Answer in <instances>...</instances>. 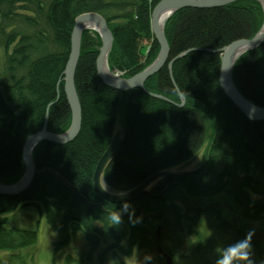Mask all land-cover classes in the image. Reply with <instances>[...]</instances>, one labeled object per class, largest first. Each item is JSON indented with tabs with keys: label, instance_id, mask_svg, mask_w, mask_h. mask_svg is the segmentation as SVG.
<instances>
[{
	"label": "trees",
	"instance_id": "1",
	"mask_svg": "<svg viewBox=\"0 0 264 264\" xmlns=\"http://www.w3.org/2000/svg\"><path fill=\"white\" fill-rule=\"evenodd\" d=\"M154 4L148 0H0V48L6 50L0 72L1 183L21 179L23 146L30 135L45 124L54 134L70 127L64 84L58 87V81L70 54L75 17L88 11L104 15L114 36L108 64L129 78L158 56L149 31ZM263 22L264 11L257 0L188 7L173 14L165 26L171 45L169 61L145 83L173 104L140 88L122 92L104 84L96 68L101 38L95 31H84L75 73L83 110L80 132L67 144L41 142L33 150V159L37 170L44 160L45 166L77 187L85 200L59 178L42 173L26 191L0 196V215L36 207L58 234L55 251L69 245L77 233L85 235L88 263L97 257L102 264L109 253L116 259L129 258L143 249L150 259L141 264H167L157 252L161 247L170 264H224V258L228 264H264L261 242L224 216L215 203L204 204L226 193L241 219H264V121L249 120L224 94L219 83L220 55L213 53L252 38ZM15 38L19 43L9 54L8 45ZM187 50L191 51L174 62L172 78L169 62ZM233 73L239 90L264 107V44L244 53ZM171 78L187 99L182 108L175 105L180 97ZM58 94L60 99L53 103ZM115 96L122 103L125 132L103 176L115 192L136 188L152 175L187 161L205 140L204 118L211 122L215 135L208 161L193 171L160 178L144 197L128 203L129 211L121 212L118 227L109 226L106 216L109 209H120L122 204L101 198L93 184L97 163L114 135ZM97 221L101 227L94 225ZM8 223V218L0 221V250L11 254L0 259V264H29L16 252L37 242V229L9 228ZM119 264L128 262L121 259Z\"/></svg>",
	"mask_w": 264,
	"mask_h": 264
},
{
	"label": "water",
	"instance_id": "2",
	"mask_svg": "<svg viewBox=\"0 0 264 264\" xmlns=\"http://www.w3.org/2000/svg\"><path fill=\"white\" fill-rule=\"evenodd\" d=\"M237 1L240 0H165L159 4L156 9H154L152 14V29L154 30V33L160 42V53L148 68L129 78L117 77L118 75H113V73L107 69L106 64H108V54L113 46L114 41V36L112 30L108 26L107 20L92 12L81 14L76 19V23L73 28L70 55L63 72L64 91L72 108L73 118L71 126L66 132L62 134H54L47 131V126L45 124L41 131L30 135L26 139L23 149V159L25 164L24 176L17 183L12 185L3 184L0 182V194L4 196L17 195L29 188L36 172L32 153L34 148L39 143L43 141H49L57 144H64L75 139L80 132L82 125V113L80 100L75 85V72L80 58L82 31L85 29L84 23L94 22L99 28L97 31L101 38V48L96 65L97 73L100 79L111 88L126 92L135 88L144 89L147 79L158 72L168 60L169 48L167 45V39L165 38V24L162 25L159 22V17L161 14H164V11L169 10L167 11L170 12V15L168 16L169 18L176 10L180 8L221 7L235 3ZM258 1L262 3V0ZM262 44H264V24L253 38L240 39L231 43L229 46H225L220 49V51L223 53L220 69L221 87L227 96L252 121H264V107L255 104L253 101H250L243 96V94L235 85L232 74L233 67L237 59H239L245 52L255 49ZM121 144L122 136L116 134L104 152L103 156L100 158L94 173V187L97 192L105 200L116 204L129 203L135 201L136 199L142 198L148 193V188L152 184L153 180H155L158 176L165 174L164 172H160L156 176L145 181L140 186L125 193H118L111 190L103 183V172L111 159L119 150ZM157 250L162 254V256H166V253L163 252L161 247H158ZM167 264H170L169 259H167Z\"/></svg>",
	"mask_w": 264,
	"mask_h": 264
},
{
	"label": "rangeland",
	"instance_id": "3",
	"mask_svg": "<svg viewBox=\"0 0 264 264\" xmlns=\"http://www.w3.org/2000/svg\"><path fill=\"white\" fill-rule=\"evenodd\" d=\"M13 49L14 46L11 45L10 48H8V52L10 53ZM5 53L6 50L4 48H0V72H2L4 69ZM111 71L113 72V74L118 73L114 70ZM117 117L118 118H116L117 121L115 122L113 137L116 134L123 137L125 132V123H124V116L120 108L118 109ZM207 127L209 129V126ZM208 129H206V133H205V138L207 139V143H205L204 144L205 146L202 148V150L197 153L195 159L177 168H174L172 171L179 172V171L194 170L203 162L202 161L203 157L206 155V151H207L208 138L212 139V134H213V131ZM151 186L152 184L149 186L148 191L150 190ZM210 202L215 203L217 207L221 209L224 216L228 217L230 220L237 221L238 224L242 227V229L249 237L254 238L257 241H260L264 249V219L256 220V221L241 219L239 216L240 215L239 210H237V207L235 206L233 199L226 193H220L217 196L213 197L212 199H208L204 201V204ZM1 216H4V214H1ZM6 217L9 218L8 219L9 223L7 224V227L9 228L21 227L27 229H37L38 232L37 242L33 246L18 250L16 252L18 256L23 257L29 264H99L97 262V257L93 258L92 263L87 262L88 260L86 259V256L84 254L86 251V238L85 235L81 232L77 233L72 237L69 245H67L66 247L62 248L59 251H55V243L58 241V234L46 222L44 212L39 211L38 209H36V207L30 206L26 208H19L16 211L6 215ZM37 222H39L38 226H37ZM94 225L97 227H101L102 224L101 222L97 221L94 222ZM189 240H192V238H189ZM186 241L188 243V240ZM157 252L160 255H162L158 250ZM10 254L11 253L8 251L0 250V259H5ZM68 256L71 257V259L67 263L66 260L68 259ZM132 258L136 259L137 264H141V262L144 261L146 258V252L143 249L135 250L131 257L129 258L119 257L118 259H116L111 253H109L108 255L105 256L104 263L102 264H119L121 259H123L126 262H129Z\"/></svg>",
	"mask_w": 264,
	"mask_h": 264
},
{
	"label": "bare ground",
	"instance_id": "4",
	"mask_svg": "<svg viewBox=\"0 0 264 264\" xmlns=\"http://www.w3.org/2000/svg\"><path fill=\"white\" fill-rule=\"evenodd\" d=\"M165 0H148V2H149V5H151L153 2L155 3L154 5H153V8L151 7V13L153 14V11H154V9H156V7L159 5V4H161L162 2H164ZM258 1V0H257ZM259 2V1H258ZM261 3V2H260ZM262 3H263V5H262ZM262 3H261V5H262V8H263V11H264V0H262ZM181 9H184V8H180V9H178V10H176L173 14H175L177 11H179V10H181ZM167 11H169V10H167ZM167 11H164V14H161V16L159 17V22L162 24V25H164L165 24V26H166V24H167V22L169 21V19L173 16H170L169 18H168V16L170 15V12H167ZM89 12H92V13H96L97 15H100L101 17H103V18H105L104 17V15L103 14H101L99 11H88V12H84V13H89ZM84 13H81V14H84ZM81 14H78L76 17H75V23H76V19L81 15ZM152 14H151V29L149 30V31H151L152 32V36H153V41H155L156 43H157V46H158V48H159V51H158V55H159V53H160V50H161V45H160V42H159V40L157 39V37H156V35H155V33H154V30L152 29ZM168 18V20L166 21V19ZM106 19V18H105ZM107 20V19H106ZM166 22V23H165ZM75 23H74V26H75ZM107 23L109 24V22H108V20H107ZM74 26H73V28H74ZM84 27H85V29H83V31H82V34H83V32L84 31H86V30H90V31H96V32H98L97 30H99V28H98V26L94 23V22H90V23H84ZM111 29V28H110ZM8 30H10V29H8ZM7 31V30H6ZM72 32H73V29H72ZM136 33L137 34H144V32L143 31H141V30H137L136 31ZM255 36V35H254ZM253 36V37H254ZM252 37V38H253ZM70 38H71V40H72V33H71V36H70ZM165 38L167 39V45H168V48H169V52H168V60H167V62L169 61V57H170V52H171V45H170V42H169V40H168V38L166 37V34H165ZM248 39H251V38H248ZM81 40H82V37H81ZM235 42V41H234ZM19 43V38H15L14 40H13V42L10 44V45H8V48H10V46L11 45H13L14 47L17 45ZM233 43V42H232ZM231 44V43H230ZM230 44H228L227 46H229ZM147 49V52H148V50H150V47L149 48H146ZM222 49V48H221ZM14 50V49H13ZM13 50L9 53V54H11L12 52H13ZM70 50H71V47H70ZM111 50H112V48H111ZM111 50H110V52H111ZM189 51H191V50H187V51H185V52H182V53H180L179 55H177L176 57H174L173 58V60H171L170 62H169V65H168V67H169V70H170V73H171V77L173 78V71H172V66H173V64H174V62L176 61V60H178V59H180V58H182V57H184ZM211 51H213V50H211ZM110 52H109V54H110ZM213 53H217L218 55H220L219 57H220V59H222V56H223V53L220 51V49H218V50H214V52ZM109 54H108V56H109ZM70 55V54H69ZM158 57V56H157ZM156 57V58H157ZM69 58V57H68ZM238 60V59H237ZM79 62V61H78ZM166 62V63H167ZM237 62V61H236ZM107 63H108V59H107ZM153 63V62H152ZM151 63V64H152ZM165 63V64H166ZM142 64L143 65H145L146 63L144 62V60L142 61ZM150 64V65H151ZM150 65H147L146 67H144L143 68V70L144 69H146V68H148ZM106 66H107V69H109V71L111 72V73H113L112 71H111V68H110V66H109V64H106ZM235 66V65H234ZM66 67V66H65ZM164 66H162L161 68H160V70L158 71V72H156L155 74H153L152 76H155V75H157L160 71H161V69L163 68ZM96 68H97V65H96ZM140 67H137V69H139ZM65 69V68H64ZM220 69H221V62H220ZM77 70V69H76ZM143 70H141V71H143ZM114 71H116V72H118V73H116V74H113V75H116L117 76V74H120V73H122L121 71H118V70H114ZM141 71H139L138 73H140ZM220 71V70H219ZM233 71H234V67H233ZM64 72V71H63ZM76 73V72H75ZM138 73H136V74H138ZM135 74V75H136ZM233 75V80H234V82H235V85L237 86V83H236V81H235V79H234V73L232 74ZM151 76V77H152ZM117 77H121L120 75H118ZM122 78V77H121ZM171 78V79H172ZM149 79V78H148ZM147 79V80H148ZM172 81H173V84L175 85V91L179 94V97H180V103L179 104H175V105H177L178 107H184L186 104H187V99H186V97L182 94V92H181V90H180V87L175 83V80L174 79H172ZM61 82H63V84H64V76H63V73H62V76H61V78H60V80L58 81V87H59V85H60V83ZM219 83H220V72H219ZM105 84V83H104ZM107 85V84H106ZM108 86V85H107ZM220 86H221V84H220ZM110 87V86H109ZM153 88H154V84H153ZM152 88V89H153ZM222 88V87H221ZM237 88H238V86H237ZM58 89V88H57ZM140 89H142V88H140ZM239 89V88H238ZM134 90V89H133ZM223 90V89H222ZM143 91L146 93V94H148L149 96H151V97H153V98H155V99H160V100H163V101H166V102H168V103H170V104H173L174 102L170 99V98H168L167 96H165V95H163L162 93H160V92H155L156 90L154 89V91H151L150 90V88H147V87H145L144 89H143ZM240 91V90H239ZM1 92L4 94L5 92H4V89H2L1 90ZM57 92H59V89H58V91ZM223 92H224V90H223ZM241 92V91H240ZM64 93H65V91H64ZM242 93V92H241ZM224 94L227 96V94L224 92ZM243 94V93H242ZM243 96L245 97V98H247L244 94H243ZM65 97H66V101H67V103H68V105H69V110H70V116H71V123H72V118H73V116H72V108H71V105L69 104V100H68V98H67V96H66V94H65ZM228 97V96H227ZM229 98V97H228ZM60 99V95L58 94V97L56 98V100H54L53 101V103H56V102H58V100ZM115 99H116V105H118V108H117V116H118V109L120 108L121 110H122V103H120L121 101H119V98H117L116 96H115ZM248 99V98H247ZM229 100H231L230 98H229ZM250 100V99H249ZM232 101V100H231ZM250 101H252V100H250ZM233 102V101H232ZM234 103V102H233ZM81 105V104H80ZM234 105L244 114V112L234 103ZM122 112H123V110H122ZM81 113L83 114V110H82V106H81ZM123 114V113H122ZM245 115V114H244ZM116 116V117H117ZM124 116V115H123ZM246 116V115H245ZM205 117V116H204ZM247 117V116H246ZM118 118V117H117ZM248 118V117H247ZM249 119V118H248ZM204 120H205V128L206 129H208V127L207 126H209V129L208 130H212V128H213V126H211V122L210 121H208L209 119L208 118H204ZM250 120V119H249ZM115 121H117V120H115ZM124 123H125V121H124ZM70 126H71V124H70ZM212 127V128H211ZM37 133V132H36ZM35 134V133H34ZM33 135V134H32ZM214 137H215V135L214 134H212V139H214ZM212 139H210V138H208V146H207V151H206V155L203 157V162L197 167V168H200L206 161H208L210 158H211V154H210V146H211V142H212ZM74 140V139H73ZM72 140V141H73ZM112 141V140H111ZM71 142V141H70ZM167 141L165 140V143H166ZM67 143H69V142H66V143H64V144H67ZM205 143H207V139L205 138V140L203 141V144L198 148V150H197V152L194 154V155H192L187 161H184V162H181V163H179V164H177V165H175L174 167H172L171 169H169V170H165V171H162V172H164L165 174L164 175H160V176H158L155 180H153V182H152V185L153 184H155L160 178H162L163 176H165V175H168V174H174V173H185V172H189V171H179V172H175V171H172L174 168H177V167H179V166H181V165H183V164H185V163H188V162H190L191 160H193V159H195V157H196V155H197V153L198 152H200L201 150H202V148L205 146L204 144ZM40 144V143H39ZM23 149H24V146H23ZM106 151V150H105ZM104 154V153H103ZM103 154H102V156H103ZM32 155H33V153H32ZM101 156V157H102ZM100 157V158H101ZM22 158H23V151H22ZM100 160V159H99ZM23 161H24V159H23ZM33 161H34V159H33ZM99 162V161H98ZM98 164V163H97ZM35 165V164H34ZM40 165L41 166H43L42 167V169L41 170H37L36 169V167H35V176L38 174V175H40V174H42V173H50V174H52L53 176H55V177H57V178H59L70 190H72V191H74L76 194H78L82 199H84L85 200V198L82 196V195H80V193H79V191H78V189H77V187H75L74 185H72L70 182H68L61 174H59L57 171H55V170H53V169H51L50 167H48V166H45L46 165V162L44 161V160H42L41 159V161H40ZM24 167H25V164H24ZM197 168H195V169H197ZM106 169V168H105ZM105 169H104V172H105ZM194 169V170H195ZM95 170H96V168H95ZM190 171H193V170H190ZM104 172H103V176H104ZM24 173H25V168H24V172H23V175H22V177L24 176ZM94 173H95V171H94ZM160 172H158V173H156V174H154V175H152L151 177H149L148 179H150V178H152V177H154V176H156L157 174H159ZM34 176V177H35ZM21 177V178H22ZM63 179V180H62ZM147 179V180H148ZM103 180H104V178H103ZM146 180V181H147ZM68 184H66V183ZM103 183L105 184V181H103ZM93 184H94V174H93ZM106 185V184H105ZM30 187V186H29ZM95 188V187H94ZM134 189V188H133ZM96 190V189H95ZM132 190V189H131ZM128 191H130V190H128ZM128 191H124L123 193H125V192H128ZM96 192H97V190H96ZM149 192V191H148ZM98 193V192H97ZM118 193H122V192H118ZM98 195L101 197V195L98 193ZM0 196H2V197H6V196H4V195H1L0 194ZM144 197V196H143ZM102 198V197H101ZM104 199V198H103ZM139 199H141V198H139ZM139 199H136L135 201H137V200H139ZM105 200V199H104ZM107 201V200H106ZM109 202V201H108ZM132 202H134V201H132ZM111 203V202H110ZM130 203V202H129ZM12 213V212H11ZM8 214H10V213H6V214H4V216H1L0 215V221L2 220V219H4V218H7L6 217V215H8ZM9 219V218H8ZM10 228H12V227H10ZM158 236H160V232L158 231ZM163 250V249H162ZM164 252V251H163ZM166 259H169L170 260V258H169V256L166 254V257H165Z\"/></svg>",
	"mask_w": 264,
	"mask_h": 264
},
{
	"label": "clouds",
	"instance_id": "5",
	"mask_svg": "<svg viewBox=\"0 0 264 264\" xmlns=\"http://www.w3.org/2000/svg\"><path fill=\"white\" fill-rule=\"evenodd\" d=\"M128 212L129 211V204L123 203L120 206V209L116 207L114 209H109L108 214L106 216V222L109 226L118 227L121 223V212ZM145 259H150V257H146ZM128 264H137L135 258H132ZM224 264H228L227 258H224Z\"/></svg>",
	"mask_w": 264,
	"mask_h": 264
}]
</instances>
